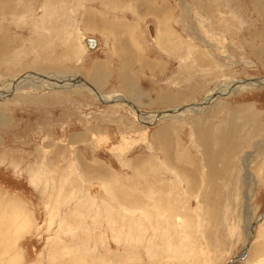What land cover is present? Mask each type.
<instances>
[{
	"label": "rangeland",
	"instance_id": "1",
	"mask_svg": "<svg viewBox=\"0 0 264 264\" xmlns=\"http://www.w3.org/2000/svg\"><path fill=\"white\" fill-rule=\"evenodd\" d=\"M116 1L0 0V264H264V0Z\"/></svg>",
	"mask_w": 264,
	"mask_h": 264
},
{
	"label": "crops",
	"instance_id": "2",
	"mask_svg": "<svg viewBox=\"0 0 264 264\" xmlns=\"http://www.w3.org/2000/svg\"><path fill=\"white\" fill-rule=\"evenodd\" d=\"M260 1H263V0H260ZM257 2H258V0H257ZM255 4V3H254ZM99 5H100V7H102V8H108V10H111V8H113V10H116L117 8H119V9H123V7L125 6L124 5V3H122V2H119V1H116V0H99ZM92 12V11H91ZM99 12H105V11H99ZM75 13V10L73 9V14ZM73 14H70V16L71 15H73ZM116 17V16H115ZM155 28V27H154ZM77 30V31H76ZM74 32H77L78 33V36H77V38H79L80 39V34H83V39L85 38V37H91V38H94V39H96L97 41H99L98 43H99V49H98V51H100V53H101V50L102 51H105L106 50V47H108L109 46V42H106L105 41V37H97V36H89V35H87V34H85L80 28H78L77 26L75 27V30H74ZM164 34H162L161 33V36H162V38H158L157 37V34H156V29H155V37L152 39L153 41L155 40V41H157V43H158V46H160V48H161V45L159 44L160 43V41H161V39L163 40V38L165 39L166 38V34H167V32H163ZM170 33H171V31H170ZM85 35V36H84ZM172 38V37H171ZM171 38L170 39H168L167 40V43H169V44H171ZM184 38V37H183ZM185 39V38H184ZM186 41V40H185ZM167 43H164L165 45L167 44ZM80 47L83 49V46H82V44H80ZM182 47H183V45H182ZM97 51V52H98ZM85 52H87V51H85ZM187 56H188V54L186 53V58H187ZM141 59H139V61H142V58H143V61L142 62H145V65L147 66H142V67H139V68H137L138 66H136V67H133V66H131V68H129L130 70H126L127 72H126V74H127V79H128V81L129 82H127L126 84H125V87L127 88V89H129V91H131L130 93H129V95L130 96H126V95H121V94H115V95H120V96H123V97H125L126 98V100L129 102V103H131L133 106H135V107H137L138 106V103H139V101H137L136 100V97H137V95H134V90H133V88L132 87H135V86H137V88H138V86H146V85H149V84H145V80H151V81H153V85H157V86H161V84H160V79L162 80V75H161V73H162V71H161V67H162V65H160V66H158V64H160L159 63V59L157 58V59H155L153 56H150V55H148V54H144V57L142 56V57H140ZM183 61H187V60H185V59H183ZM130 62H131V60H130ZM129 62V63H130ZM134 62H136V61H134ZM99 63H104L102 60H100L99 61ZM132 64H133V62H132ZM133 67V68H132ZM137 78L139 79V83H137ZM84 79L91 85V86H93L97 91H101L100 89H101V87L103 86V83L101 82V81H98V80H96V79H93V77H89V79H87V78H85L84 77ZM156 79L158 80V84H156L155 83V81H156ZM124 82H126V81H124ZM151 84V83H150ZM177 84V83H176ZM132 86V87H131ZM150 86V85H149ZM133 91V92H132ZM181 94V98H182V95L184 94V92H181L180 93ZM180 94H179V96H180ZM169 95H171V94H169ZM169 95H166V97H169ZM177 95V94H176ZM178 96V97H179ZM171 98V97H170ZM180 106L181 105H179V106H174V107H171V109H176V108H180ZM185 105H183L182 107H184ZM188 106V105H187ZM138 108V107H137ZM169 109V108H168ZM167 127V126H166ZM165 127V128H166ZM251 127H252V124H251ZM130 211H128L127 213H129Z\"/></svg>",
	"mask_w": 264,
	"mask_h": 264
},
{
	"label": "bare ground",
	"instance_id": "3",
	"mask_svg": "<svg viewBox=\"0 0 264 264\" xmlns=\"http://www.w3.org/2000/svg\"><path fill=\"white\" fill-rule=\"evenodd\" d=\"M149 31H150V34H151V37H152V39L155 37V28L153 27V26H149ZM85 36V35H84ZM89 38H91V37H85L84 39H83V34H80V42H81V44L83 45V48H84V50L85 51H94V50H98L99 49V41H97L96 39H94V38H92V39H89ZM91 40L93 41V42H91ZM155 41V40H154ZM71 77V76H70ZM80 82H81V80H80ZM13 83H14V81H13ZM83 83V82H82ZM24 85V84H23ZM87 85V87L92 91V93L100 100L101 99V95H99V93L97 92V90L93 87V86H91L90 84H86ZM85 85V86H86ZM223 95V94H222ZM123 99V101H124V105L125 104H127L130 108H132L133 107V105H131V103H129L128 101H126L124 98H122ZM211 100V99H210ZM101 102H104L102 99L100 100ZM111 101V100H110ZM122 101V102H123ZM105 103V102H104ZM108 103V102H107ZM111 103V102H110ZM211 104V103H210ZM185 109H186V111L188 110V109H191L192 107H184ZM184 108L182 109V107H180V108H176V109H173V110H171V111H163V112H160V113H157V115H156V118H155V120L156 121H159V120H161L162 118H164L165 116H168V115H178V114H180V113H184V112H182L183 110H184ZM132 109H134V108H132ZM135 110V112L138 114V115H141L140 113H139V110L136 108V109H134ZM185 111V112H186ZM236 112V111H235ZM236 114V113H235ZM149 117V116H148ZM148 117H146V116H143V115H141V116H139V118H140V120H143V121H146V119L148 118ZM149 119V118H148ZM151 119V118H150ZM153 121L152 122V124L151 125H148V126H153V125H155V123H156V121ZM231 128V127H230ZM232 129V128H231ZM212 130V129H211ZM230 130V129H229ZM227 132V131H226ZM229 133V132H228ZM239 133V132H238ZM233 134H234V131H233ZM223 139V138H222ZM242 145V144H241ZM208 157V156H207ZM3 195V194H2ZM129 214H135L134 212H129ZM136 215V214H135ZM251 231H250V228H249V231H248V234L250 233ZM167 236V235H166ZM243 254H244V251H242V255L241 256H243Z\"/></svg>",
	"mask_w": 264,
	"mask_h": 264
},
{
	"label": "water",
	"instance_id": "4",
	"mask_svg": "<svg viewBox=\"0 0 264 264\" xmlns=\"http://www.w3.org/2000/svg\"><path fill=\"white\" fill-rule=\"evenodd\" d=\"M89 39H92V38H89ZM91 42H93V41L91 40Z\"/></svg>",
	"mask_w": 264,
	"mask_h": 264
}]
</instances>
